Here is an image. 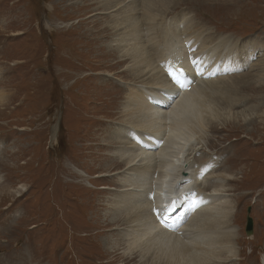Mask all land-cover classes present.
<instances>
[{
	"label": "rangeland",
	"instance_id": "rangeland-1",
	"mask_svg": "<svg viewBox=\"0 0 264 264\" xmlns=\"http://www.w3.org/2000/svg\"><path fill=\"white\" fill-rule=\"evenodd\" d=\"M177 1L167 0L174 7L172 12L184 11L202 30L238 41L244 56L239 68L230 73L239 79L237 95L231 96L230 84H222L219 89L226 101L218 98L216 103L223 102L222 109L230 112L256 105L258 116L214 125L211 132L217 133L205 137L203 149L223 163L241 147L236 157L245 162L238 168L248 176L236 185L229 183L228 196L235 206L231 222L236 231V256L225 264H264V78L257 85V72L245 65L251 49L255 55L250 64L264 65V0L221 7L182 0L177 7ZM77 2L0 0V264H30L28 250L41 240L57 245L47 252L45 262L37 259L33 264H166L162 255L142 256L128 249V214L114 208L118 198L114 176L84 174L83 170L93 167L88 158L93 153L85 150L87 157L82 158L79 140L84 137L87 146L95 145L100 163L107 154L102 142L112 131L107 127L119 116V109L110 108L108 100L115 93L118 97L124 94L128 83L120 81L127 77L125 68H113V58L105 60L110 68L91 70L99 58L88 56L90 48L84 39L95 37L105 46L109 23L105 16L88 12V3L81 6ZM105 93L110 95L104 97V105L100 98ZM248 132L258 141L248 139ZM245 142L250 143L244 147ZM21 186L25 191L18 190ZM93 217H98V225L93 224ZM247 217L253 221L249 236L245 233Z\"/></svg>",
	"mask_w": 264,
	"mask_h": 264
},
{
	"label": "bare ground",
	"instance_id": "bare-ground-1",
	"mask_svg": "<svg viewBox=\"0 0 264 264\" xmlns=\"http://www.w3.org/2000/svg\"><path fill=\"white\" fill-rule=\"evenodd\" d=\"M77 1L81 6L88 3V12L105 16L109 23L110 36L105 46L95 37L84 39L90 48L88 56L100 59L91 70L110 68L105 60L113 58L116 60L113 68L122 66L123 75L127 76L120 79L128 83L124 84V94L118 97L115 93L108 100L110 108L115 105L113 109H119L118 120L110 121L107 129L112 131L102 142L108 155L104 154L98 163L95 145L87 146L84 137L79 140L78 152L82 158L87 157L83 154L85 150L93 153L88 157L93 167L83 170L84 174L98 173L94 178L114 176L118 188L114 208L128 214V230L125 229L128 249L142 256L151 252L162 255L166 264H225L235 260L236 231L231 222L235 206L227 191H231L229 183L236 185L239 179L248 176L247 171L238 168L245 160L236 157L241 150L239 147L229 161L217 163L214 155L206 154L203 144L210 133H217L211 132L215 130L214 125L245 122L258 116L256 105L230 112L222 109L223 102L216 103L218 98L225 100L219 89L222 84L232 86L231 96L238 93L239 79L230 74L239 68V61L244 58L243 53H239L238 41L202 30L190 14L172 12L174 7L171 8L172 3L167 4V0ZM179 1L175 3L177 7L181 6ZM241 1L181 2H211L221 7L224 3L239 5ZM152 3H157L158 7ZM172 13L174 17H169ZM254 55L255 49L249 50L245 65L249 71L257 72L254 79L260 85L264 65L261 62L250 64ZM193 60L197 61L196 65ZM180 68L188 74L186 79L181 78L183 87L172 79ZM1 95L0 91V98ZM109 95L105 93L100 103L105 105L104 97ZM247 134H251L248 139L258 141L252 132ZM200 155L207 158L202 159ZM247 160L250 161L249 156ZM225 165H229L227 171ZM235 171L241 177H235ZM19 189L25 191L24 186ZM19 195V191L16 192V196ZM96 218H92L94 225L99 222ZM161 219L170 227L161 226L158 223ZM56 245L42 240L35 243L28 250L30 264L37 259L45 262L47 252Z\"/></svg>",
	"mask_w": 264,
	"mask_h": 264
},
{
	"label": "snow or ice",
	"instance_id": "snow-or-ice-1",
	"mask_svg": "<svg viewBox=\"0 0 264 264\" xmlns=\"http://www.w3.org/2000/svg\"><path fill=\"white\" fill-rule=\"evenodd\" d=\"M192 63L193 65H196L197 61L193 60ZM187 75V72L183 68H180L178 70V75L172 76V79L178 86L183 87V84L181 83V78L186 79ZM172 203L174 204L175 202L173 201Z\"/></svg>",
	"mask_w": 264,
	"mask_h": 264
},
{
	"label": "water",
	"instance_id": "water-1",
	"mask_svg": "<svg viewBox=\"0 0 264 264\" xmlns=\"http://www.w3.org/2000/svg\"><path fill=\"white\" fill-rule=\"evenodd\" d=\"M250 209H248V214H249ZM253 232V221L251 217L246 218V225H245V233L246 234H252Z\"/></svg>",
	"mask_w": 264,
	"mask_h": 264
}]
</instances>
